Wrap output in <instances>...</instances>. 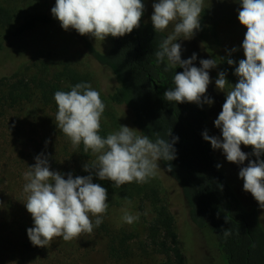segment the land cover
<instances>
[{
  "label": "trees",
  "instance_id": "1",
  "mask_svg": "<svg viewBox=\"0 0 264 264\" xmlns=\"http://www.w3.org/2000/svg\"><path fill=\"white\" fill-rule=\"evenodd\" d=\"M227 1L233 9L232 15L229 16L233 29L225 39L226 43L233 45L240 41L241 30L245 27L238 20L241 5L234 0ZM142 2L144 3V0ZM50 8L49 2L46 1L42 9L46 11ZM145 14L146 10L141 18L140 27L130 34L118 38L108 36L110 48L106 53L97 51L87 40L83 41L85 53L92 59L90 64L92 72L88 75L76 73L69 63H66L61 72L53 75L46 72L41 74V80L35 77V65L31 74L25 76V71L29 69H25L24 73L22 70L39 53L63 58L77 54L75 46L74 48L69 46L70 49L67 51L45 47L42 42L48 41L49 38L34 39L24 49L23 59L18 61L15 67L9 69L0 62V109L18 106L26 110L31 107L27 110L29 113L32 106L38 104L44 107L51 106L57 113L58 108L54 100L56 91H70L78 83L90 84L93 81L96 90L115 114L119 111L131 118L129 124L114 117L117 129H120L121 125L128 126L136 129L137 135H148L153 142L157 139V133L159 138H168L170 141L173 137H178L173 145L175 159L159 160L160 169H157L156 175L145 183L132 182L116 187L111 181L100 180L93 170L81 172L76 169L72 173L73 178L92 175L93 183L107 189V211L112 208L119 210L116 220L109 216V220H115L114 227L107 223L104 217L106 213L101 217L102 223L94 227L91 234L85 233L77 239L67 241L70 245L67 250L71 253L81 240L83 242L87 238L95 237L104 241V252L108 260L131 261L133 254L129 249L130 237L121 230L124 225L123 214L131 212V215L135 214L141 220L143 254L147 256V252L152 253L161 260L159 264H185L178 235L179 226L184 221L213 237V245L217 249L221 264H264V217L260 215L259 205L244 203L235 185L225 175L211 144L204 140L205 131L211 136L207 103L202 105L176 103L163 98L165 91L174 87L175 71L182 72L183 69L177 67L165 71L166 58L164 62H157L154 53L167 37L163 32H155L153 24L145 21ZM204 17L203 11L200 23ZM12 21V12L0 5V29L12 25ZM51 23L60 22L46 12L32 15L6 36L4 42L20 40ZM217 30L214 26V35ZM3 46L4 44L0 43V53ZM228 59L232 58L222 59L219 69L215 67L209 70L214 81L220 72H224L229 82L224 89L223 103L226 93L239 79L234 74L236 62L232 59L235 63L229 65ZM100 68L110 73L111 81L101 76ZM106 107L107 105L105 110ZM103 115L108 116V113ZM106 129V126L101 125L99 132L105 138ZM170 130L171 135L168 136ZM245 149L248 163L257 159L252 154L251 146H245ZM76 153L80 160H85L91 151L85 153L81 144L76 147ZM259 159L264 160V157L260 156ZM169 164L172 171H168ZM217 165L220 167L217 168ZM121 207L126 208L120 209ZM119 216L121 217L118 218ZM92 221L95 224V219ZM28 228L30 227L25 221L19 227L24 242L19 244L17 249L47 251V248L31 243L27 235ZM225 230H228L230 235L225 236L223 234Z\"/></svg>",
  "mask_w": 264,
  "mask_h": 264
},
{
  "label": "clouds",
  "instance_id": "2",
  "mask_svg": "<svg viewBox=\"0 0 264 264\" xmlns=\"http://www.w3.org/2000/svg\"><path fill=\"white\" fill-rule=\"evenodd\" d=\"M234 2L241 5L238 20L247 29L242 42L245 58L235 68L238 82L226 93L222 111L214 121L222 131V141L209 136L207 131L203 138L214 150L222 149L227 161L235 164L248 159L241 145L252 147L257 159L241 168L239 177L243 180V190L251 193L264 208V160L259 159L264 154V0ZM153 9L151 22L155 32H163L170 25L173 28L154 53L157 62L166 58L165 71L183 69L175 71L174 87L165 91L163 98L168 102L211 105L214 101L205 94L211 82L208 70L217 66L216 60L202 59L201 67L193 66L196 54L182 60L181 45L175 42L191 39L200 29L203 0H158L153 3ZM144 10L142 0H55L51 13L64 30L71 28L102 42L108 36L123 37L139 28ZM227 63L235 62L228 59ZM228 83L225 73L220 72L216 88L224 91ZM54 100L58 108L57 127L74 148L82 144L85 153L90 150L96 156L91 165H84V171L95 170L100 180L111 181L116 187L145 183L160 169L159 160L175 159L173 145L178 137L170 141L159 138L157 133L153 142L148 135H137L136 129L124 125L102 137L99 132L105 104L90 84L78 83L70 91H56ZM168 171H172L170 164ZM24 179L23 203L34 222L27 235L34 246H50L56 238L66 242L77 239L85 233L91 234L102 223L101 217L108 209V193L106 188L93 183L92 175L73 178L69 173L65 179L60 172L50 170L47 157L40 154L24 173ZM93 216L97 217L95 224ZM137 218L127 212L123 217L128 224ZM223 234L228 236L230 232L225 230Z\"/></svg>",
  "mask_w": 264,
  "mask_h": 264
},
{
  "label": "rangeland",
  "instance_id": "3",
  "mask_svg": "<svg viewBox=\"0 0 264 264\" xmlns=\"http://www.w3.org/2000/svg\"><path fill=\"white\" fill-rule=\"evenodd\" d=\"M46 1L49 2L51 8L44 11L45 9L42 8ZM155 2L158 0H144L145 21L151 24V16L154 11L153 3ZM0 5L7 7L13 14L12 25L0 29V43L4 44L0 53V62L3 66L9 69L17 66V62L23 59L24 49L38 37L49 38L48 41L42 42L47 48L67 51L70 47H76L77 54L67 58L45 53L35 55L22 70L24 73L25 69H29L25 71V76L31 74L35 65V77L41 80V74L46 72L48 75H53L61 72L66 63H69L71 69L76 73L88 75L92 72L90 66L92 59L86 55L83 41L87 40L101 53H106L110 48L108 37L102 42L96 41L94 37L82 36L74 29L70 28L66 31L60 23H51L46 27H41L35 33L31 32L20 40L4 42L6 36H9L20 23L32 15L42 12L52 15L51 9L55 6V0H0ZM231 7L227 0H203L205 17L200 23V29L195 31L191 39L181 38L175 41L181 45L182 60L191 58L195 53L197 58L193 61V66L196 67H201L202 59H215L216 68L219 69L222 59L230 57L238 66L239 61L245 58L242 42L247 29L241 30L239 42L233 45L226 43L225 38L233 29L229 18L233 10ZM214 26L218 29L216 35L213 34ZM172 31L173 28L170 25L163 33L167 37ZM234 48L236 51H232ZM209 70L211 71V69ZM99 71L101 76L107 78L108 81L112 80L110 73L104 72L102 68ZM209 76L211 82L205 96L214 101L211 105L206 104L210 118V135L218 137L222 141V131L215 126L214 121L222 111L224 91L218 90L215 84L216 80L212 79L210 73ZM90 85L92 89L96 90L93 81ZM100 98L105 106L107 105L103 114L108 113V116L103 115L101 118V125L107 128L105 136L119 131L114 117L130 124V117H126L119 111H116L115 114L109 104L104 101L105 99L102 96ZM32 107L29 113L27 110H30L31 107L26 110L18 106H6L0 109V264H159L161 260L152 253L147 252V256L143 254L142 224L139 217L131 224L126 223L124 219L122 222L124 225L121 230L130 237L129 249L133 254L131 261L113 262L108 260L104 252V241L95 237L87 238L83 242L81 240L71 253L67 250L70 245L62 238H56L50 246L45 247L48 250L43 252H32L24 248L17 249L19 244L24 242L19 227L24 221L29 227L34 226V223H31L33 219L23 203L26 197L23 187L26 183L24 173L29 170V166L35 164V157L44 154L48 159L50 170L60 172L65 179L69 173L72 174L76 169L83 172L84 165L87 163L91 165L96 159L92 152L85 160L79 159L76 148L57 127L56 113L51 106L44 107L35 104ZM108 130L110 131L108 132ZM241 150L247 153L243 144ZM213 152L225 175L237 188L244 203L259 205L251 193L243 190V180L239 177V171L248 165V159L243 164H235L227 161L222 149H213ZM261 156L264 157V154ZM93 171L95 172V170ZM123 206L128 205L123 204ZM122 208L126 207L120 209ZM259 209L261 217H264V208L259 205ZM117 210L119 208H112L106 211V216H104L106 213L103 214L107 223L112 227L115 225ZM127 213L131 215V212ZM118 214L121 215V213ZM109 216H113L115 220H109ZM96 218L91 217L92 220ZM178 235L185 264H221L217 249L213 245L212 236L202 233L186 221L179 226Z\"/></svg>",
  "mask_w": 264,
  "mask_h": 264
}]
</instances>
